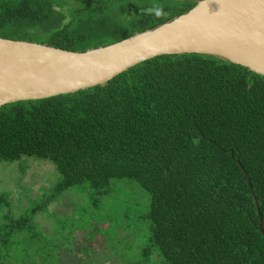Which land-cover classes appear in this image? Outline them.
Returning a JSON list of instances; mask_svg holds the SVG:
<instances>
[{
	"label": "trees",
	"instance_id": "16d2710c",
	"mask_svg": "<svg viewBox=\"0 0 264 264\" xmlns=\"http://www.w3.org/2000/svg\"><path fill=\"white\" fill-rule=\"evenodd\" d=\"M196 1L0 0V37L85 51ZM40 165L52 179L21 185ZM12 169L0 264L101 253L115 264H264V75L222 57L162 54L102 84L0 106V174ZM65 196L71 212L58 214L51 204Z\"/></svg>",
	"mask_w": 264,
	"mask_h": 264
},
{
	"label": "water",
	"instance_id": "95a60500",
	"mask_svg": "<svg viewBox=\"0 0 264 264\" xmlns=\"http://www.w3.org/2000/svg\"><path fill=\"white\" fill-rule=\"evenodd\" d=\"M180 53L216 55L264 75V0H197L153 29L85 51L0 37V106L89 88L143 60ZM259 229L264 237L260 215Z\"/></svg>",
	"mask_w": 264,
	"mask_h": 264
},
{
	"label": "rangeland",
	"instance_id": "374dc122",
	"mask_svg": "<svg viewBox=\"0 0 264 264\" xmlns=\"http://www.w3.org/2000/svg\"><path fill=\"white\" fill-rule=\"evenodd\" d=\"M36 168V167H35ZM34 167H31V168H28L25 173L22 175V179H21V185H25V186H28V185H32V184H36V185H43L45 184V180L46 179H52L53 177V171H52V168L48 165H40V167L38 166V169H35ZM10 171H14V172H5L4 174H0V186L3 185V184H8V188L11 187V185H13L12 183H14L13 179L15 178V170H10ZM13 173V174H12ZM3 181V182H2ZM2 183V184H1ZM73 197V195H72ZM74 199V198H73ZM24 201V199H22ZM71 199H69L67 196L61 198L59 201L57 202H53L51 205L53 206L52 207V210L54 211H58V214H62L64 215L65 213H68V212H71L70 211V206L68 204V202L70 201ZM71 205H73V202H70ZM51 223H52V220L48 219V220H45L44 222H42V226L43 228H45V230H49L51 228ZM119 233H120V236L121 237H125L126 239H133L135 238V235L137 236L136 233H125L123 232L122 230H119ZM79 238H82L84 239V236L82 235H77V242L75 243L76 247L79 248L81 246L80 244V239ZM95 244V242H94ZM135 246H137V244L135 243ZM73 259L77 260L76 256H73L71 255ZM94 258H96L94 261L92 260V263L90 264H115L114 261L116 258H119V257H116V258H113V257H110L108 255H106V253H101V255L98 257V256H95ZM99 260V261H98ZM69 263L71 264L72 261H69Z\"/></svg>",
	"mask_w": 264,
	"mask_h": 264
},
{
	"label": "clouds",
	"instance_id": "9594fccd",
	"mask_svg": "<svg viewBox=\"0 0 264 264\" xmlns=\"http://www.w3.org/2000/svg\"><path fill=\"white\" fill-rule=\"evenodd\" d=\"M152 14H154L156 17H161L163 15L162 8L156 7L150 10Z\"/></svg>",
	"mask_w": 264,
	"mask_h": 264
}]
</instances>
